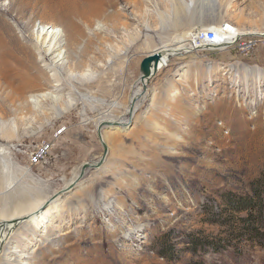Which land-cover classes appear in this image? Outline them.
<instances>
[{
  "label": "rangeland",
  "instance_id": "obj_1",
  "mask_svg": "<svg viewBox=\"0 0 264 264\" xmlns=\"http://www.w3.org/2000/svg\"><path fill=\"white\" fill-rule=\"evenodd\" d=\"M189 1L88 0L102 16L73 44L62 38L59 68L9 61L10 81L0 80V225L27 219L7 231L0 264H264V223L249 239L239 222L247 214L236 212L262 200L264 221V37L248 35L264 34V0ZM61 2L0 0V15L24 6L20 24L15 12L9 23L41 53L48 48L34 26L66 32ZM226 24L247 35L222 51L173 57L144 88L145 58ZM40 75L59 80L49 91L60 102L15 111L14 89L41 88ZM86 164L95 168L80 179ZM47 210L44 223L30 222Z\"/></svg>",
  "mask_w": 264,
  "mask_h": 264
},
{
  "label": "bare ground",
  "instance_id": "obj_2",
  "mask_svg": "<svg viewBox=\"0 0 264 264\" xmlns=\"http://www.w3.org/2000/svg\"><path fill=\"white\" fill-rule=\"evenodd\" d=\"M67 1L69 2V4H67L66 8L56 9L58 11V14L62 16V20H64L63 21L64 25L67 28L66 32L62 30V28H60L59 26L47 25L44 22H40L39 25L34 26L37 31L35 34L37 35L38 41L39 39H41L42 40L41 45H44L46 46V48H48L47 50H44L41 53L40 52L38 53V51L36 50L37 49L42 50V48L39 46L38 43L33 42L30 39L31 37L30 38L28 37L27 39H25V41L32 42L33 46L35 47V50L31 51V50H28L26 47H24L22 45V41L24 40L16 37V35L14 34L15 30L9 23V17L12 15L13 12H15L16 13L15 22L20 24L19 21L24 16L23 15L24 6L22 7L20 4H19L20 6H16L17 3L16 4L10 3L5 9V11L1 12V15H0V77L1 79L0 80L5 81V82L10 81V77L7 76L8 74L6 75V73H10L12 71L11 66H9V61L11 59L14 60L16 63L19 62V64L20 63L27 64L28 62H32L34 65H38L40 62L49 63L48 66H46V69H49L50 71L57 69V67L59 68V65H58L59 62L63 61L62 64L65 63V59L64 57H62V52H59L63 45L62 38H64V36L66 37L65 41H67L68 45L73 44L78 37L77 35L83 32V25L89 28L92 24L91 22L92 18L94 17L99 18L102 16V11L95 8L93 5L89 4L88 0L86 1L67 0ZM193 5H194V0H190L188 3V7H191ZM32 8H33V11H35L34 7ZM77 18L81 21H79ZM222 28L220 29L219 27V28L205 29L203 31L213 30L218 33L222 31ZM18 29L21 30V33H24L25 31L27 32L30 30L29 25L25 26L24 24L20 25ZM68 30H70V33L68 32ZM201 32L202 31L200 32L198 31L197 33H194L192 35L191 43L185 44L180 39H178L177 43H175L173 47L165 46L164 48H169V49H160L156 51L155 53L157 52H163V53H162V59L158 63V67L156 68L157 71L155 75L153 76V78L156 77L162 69L170 65L171 59L173 57H177V56L181 57L182 55L195 52L196 50L202 49V48H205L206 50H210V51H215V50L222 51L227 46H230L236 41H238L241 36L247 35V34H242L240 32H237V31H235V35L233 37L229 36L230 34H226L227 32L224 33L226 36L222 35L221 33H218L219 40L216 42V45L213 44L215 45V47L210 46L209 48L207 44L197 41V39L200 38ZM254 34L259 35L260 37H264L263 33L251 32L248 35H254ZM220 44H221V47H219ZM58 52L59 54H57ZM24 56H27L28 58V61H26L27 63L25 62V60L22 59L24 58ZM39 77L38 78L42 80L41 84H43L41 88H45V89L41 90V88L38 89L37 84H27L24 82H21L14 89L17 91L16 93L21 94L22 96L20 97L21 98L20 100L22 101H20V103L16 105L17 107L15 111L19 112L20 110L24 111L28 109L39 111V109L41 108V104H43V102L49 101V102H52V104H54L60 100V96L55 95V91L54 92L49 91V88L51 87L56 88V89L60 87L59 84L54 83V82L59 83V80H57L55 76L47 78L46 76L40 75ZM28 92L33 94V96L31 97L32 101L30 100L31 102L28 101V99H26L24 96ZM139 95L141 94L138 93L136 97H133V99H131L130 101V107L134 106L133 109L136 108L137 106L136 101L139 99ZM138 118H139L138 120H140V117ZM138 120H137V123H138ZM120 121H125V120L106 119V120H103L101 124L105 125V124L116 123L118 125H123L124 122H120ZM115 133L116 131H113V130L110 131V134H115ZM40 212L35 213L33 217L34 216L36 217L30 222H33L37 225L44 223V220H45L44 216L46 215L49 216V214L51 215L53 211L50 210L49 212V210H47L39 214ZM23 219H27V216L24 215L18 219H16L15 217L14 219L5 221L3 225H0V252H2L3 249H5L4 245L6 244V242H8V240L11 239L10 238L11 234L8 233L7 231L12 232L16 228H18L19 224L20 225L24 224ZM23 234H24V239L26 241H30V240H34L33 238L35 235H37V232L35 234V233L28 231V232H23ZM12 253L20 254L21 250L16 248L12 251Z\"/></svg>",
  "mask_w": 264,
  "mask_h": 264
},
{
  "label": "trees",
  "instance_id": "obj_3",
  "mask_svg": "<svg viewBox=\"0 0 264 264\" xmlns=\"http://www.w3.org/2000/svg\"><path fill=\"white\" fill-rule=\"evenodd\" d=\"M261 206L263 209L262 200L256 201L254 199H250V201L241 202L240 206L236 210L237 213L247 214L246 217L241 219L239 218V222L246 225L247 228H245L244 235L250 237L249 239L254 240L256 235L260 234V229L254 227L255 225H263L264 223L263 212H260Z\"/></svg>",
  "mask_w": 264,
  "mask_h": 264
},
{
  "label": "water",
  "instance_id": "obj_4",
  "mask_svg": "<svg viewBox=\"0 0 264 264\" xmlns=\"http://www.w3.org/2000/svg\"><path fill=\"white\" fill-rule=\"evenodd\" d=\"M162 53L163 52L153 53L142 61L141 66H140V71L142 74L140 78V82L143 84L144 88L146 87L147 83L153 79V76L155 75L157 71L156 68L158 67V63L162 59ZM141 96L142 95H140L139 97ZM113 125H116V124H113ZM104 148H105V153H106L107 146L105 144H104ZM99 165L100 164H98L96 167H98ZM93 168H95V166L89 165V164H86L85 166H83L79 178L81 179L84 177L86 170L93 169Z\"/></svg>",
  "mask_w": 264,
  "mask_h": 264
},
{
  "label": "built area",
  "instance_id": "obj_5",
  "mask_svg": "<svg viewBox=\"0 0 264 264\" xmlns=\"http://www.w3.org/2000/svg\"><path fill=\"white\" fill-rule=\"evenodd\" d=\"M233 29L235 30V28L232 24H226L222 28V31H220L218 33H221L222 35L226 36L224 33L227 32L226 34H230L229 36L233 37L235 35V31H233ZM218 33L213 31V30L202 31L200 34V38H198L197 41L202 42L204 44H207L208 47H210V46L215 47L216 42L219 40L218 39L219 38ZM213 44H215V45H213ZM236 44L237 43L235 42L233 45H230V46H234ZM216 47H218V46H216ZM219 47H221V44L219 45Z\"/></svg>",
  "mask_w": 264,
  "mask_h": 264
}]
</instances>
